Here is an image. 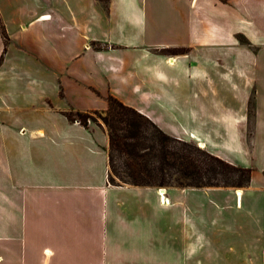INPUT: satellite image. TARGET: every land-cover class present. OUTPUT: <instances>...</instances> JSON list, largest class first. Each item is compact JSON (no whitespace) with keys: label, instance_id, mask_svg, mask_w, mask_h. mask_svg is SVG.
<instances>
[{"label":"crops","instance_id":"0c3cea01","mask_svg":"<svg viewBox=\"0 0 264 264\" xmlns=\"http://www.w3.org/2000/svg\"><path fill=\"white\" fill-rule=\"evenodd\" d=\"M108 94L247 183L112 184ZM0 264H264V0H0Z\"/></svg>","mask_w":264,"mask_h":264},{"label":"rangeland","instance_id":"374dc122","mask_svg":"<svg viewBox=\"0 0 264 264\" xmlns=\"http://www.w3.org/2000/svg\"><path fill=\"white\" fill-rule=\"evenodd\" d=\"M70 112L74 114L75 111ZM90 115L92 119H87L86 124H102L99 114L90 111ZM146 134L147 138L144 137L134 146H128V150L132 151V156L129 158L124 154L112 153L110 173L115 182L148 183L159 187L180 185L241 187L240 185L245 184L244 173L236 170L237 165L215 158L193 142L168 141L166 150L161 151L160 145L154 139V148L148 147L153 141L151 128H148ZM138 154L141 156L138 157ZM125 162L133 178L124 175V171L127 170ZM138 172L142 173L138 174ZM146 172L149 173L148 177L139 178Z\"/></svg>","mask_w":264,"mask_h":264},{"label":"trees","instance_id":"16d2710c","mask_svg":"<svg viewBox=\"0 0 264 264\" xmlns=\"http://www.w3.org/2000/svg\"><path fill=\"white\" fill-rule=\"evenodd\" d=\"M107 107L102 111H93L94 113L99 114L104 129L108 137V146L106 148L108 156V179L112 184L118 183H127L133 185H149L148 183H136V182H115L113 176L110 173L112 166V153L117 152L119 154H124L125 157L132 156V151L128 150V146H134L141 141V139L147 138V130L151 128L153 134L151 136L152 140L154 139L156 143L160 145L161 151L166 150L167 142L172 140H177L162 130H160L149 118L141 114L134 108L127 106L120 102L117 98L112 95L106 96ZM67 117L70 120H78L82 125H86L87 119H92L90 111L88 112H79L75 111L74 114L71 112L67 113ZM150 138V141H151ZM154 140L151 141V144L148 146L150 149L154 148ZM141 155L138 154V157ZM214 156V155H213ZM215 158H218L214 156ZM124 175L127 177L133 178L131 171L128 169L127 162H125ZM236 170L240 173H244L245 184L248 181L249 169L236 166ZM142 173V172H138ZM146 172L144 175H140L146 178L149 176V173ZM123 177V175H121ZM120 178V177H119ZM121 179V178H120ZM243 184V185H245ZM240 185V186H243ZM178 187H201L199 185L188 186L180 185Z\"/></svg>","mask_w":264,"mask_h":264},{"label":"built area","instance_id":"2783aa9c","mask_svg":"<svg viewBox=\"0 0 264 264\" xmlns=\"http://www.w3.org/2000/svg\"><path fill=\"white\" fill-rule=\"evenodd\" d=\"M163 191V188H160V192H162Z\"/></svg>","mask_w":264,"mask_h":264}]
</instances>
